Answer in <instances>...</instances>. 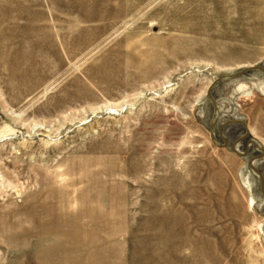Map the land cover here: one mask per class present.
<instances>
[{
	"label": "rangeland",
	"instance_id": "374dc122",
	"mask_svg": "<svg viewBox=\"0 0 264 264\" xmlns=\"http://www.w3.org/2000/svg\"><path fill=\"white\" fill-rule=\"evenodd\" d=\"M250 65L264 0H0V264H264Z\"/></svg>",
	"mask_w": 264,
	"mask_h": 264
},
{
	"label": "water",
	"instance_id": "95a60500",
	"mask_svg": "<svg viewBox=\"0 0 264 264\" xmlns=\"http://www.w3.org/2000/svg\"><path fill=\"white\" fill-rule=\"evenodd\" d=\"M261 70L262 72H264V67L261 66V65H250V66H247L245 68H243L242 70H240L239 72L237 73H234V74H220L209 86L208 88V95L209 97L212 99V101H214L213 99V96H212V88L216 85V83H218L219 81H222L224 80V77H229V78H234V77H237V76H241L243 75L245 72L247 71H250V70ZM230 123H239V124H242L243 127L245 128V132L235 141V142H232L231 144H229V141L226 139V137L224 136V133H223V130L224 128L226 127L227 124H230ZM215 120H212L211 123H210V133H211V138H212V141L219 145V146H222V147H230L231 150L233 152H235L237 155H240L242 157H246V155L248 154V149H249V145L250 144H254L256 145L260 150H261V153L259 155H257L256 157L254 158H251L248 160V165L250 167H252L254 169V171H256V173L260 176L261 178V189H262V193L264 194V176L263 174L256 168V166L254 165L255 163V160L257 158H261V157H264V146L260 145L259 144V141L258 139L253 136L251 134V130L250 128L248 127L247 123L241 119H230L224 123H222L219 127V135L220 137L223 139V143H219L216 139V134H215ZM248 138V142H247V146H246V149L244 151H241L239 148H238V143L244 139Z\"/></svg>",
	"mask_w": 264,
	"mask_h": 264
},
{
	"label": "bare ground",
	"instance_id": "6f19581e",
	"mask_svg": "<svg viewBox=\"0 0 264 264\" xmlns=\"http://www.w3.org/2000/svg\"><path fill=\"white\" fill-rule=\"evenodd\" d=\"M238 145H239V143H238ZM238 145H237V146H238ZM246 156H247V155H246Z\"/></svg>",
	"mask_w": 264,
	"mask_h": 264
}]
</instances>
